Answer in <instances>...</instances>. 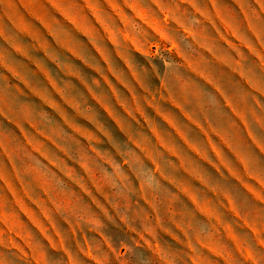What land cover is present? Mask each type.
Returning a JSON list of instances; mask_svg holds the SVG:
<instances>
[{"label": "rangeland", "instance_id": "374dc122", "mask_svg": "<svg viewBox=\"0 0 264 264\" xmlns=\"http://www.w3.org/2000/svg\"><path fill=\"white\" fill-rule=\"evenodd\" d=\"M253 1L0 0V264H264V183L189 120Z\"/></svg>", "mask_w": 264, "mask_h": 264}, {"label": "crops", "instance_id": "0c3cea01", "mask_svg": "<svg viewBox=\"0 0 264 264\" xmlns=\"http://www.w3.org/2000/svg\"><path fill=\"white\" fill-rule=\"evenodd\" d=\"M255 1L264 7V0ZM245 2L237 0L240 5ZM254 19H248L247 24L248 38L254 40L248 63H241L240 54L232 53V61L219 66L215 79L207 85V100H214L216 106L214 122L210 112L199 121L192 117L189 120L207 134L208 142L212 143L214 137L220 157L228 152L233 174L239 176V167H243L248 179L264 183V8ZM205 103L207 111H211L208 101ZM244 105L246 112L242 110Z\"/></svg>", "mask_w": 264, "mask_h": 264}]
</instances>
